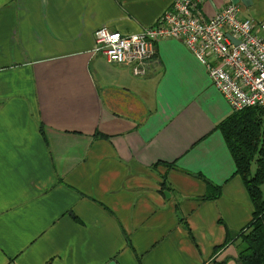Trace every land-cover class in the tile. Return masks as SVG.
<instances>
[{"label":"crops","instance_id":"0c3cea01","mask_svg":"<svg viewBox=\"0 0 264 264\" xmlns=\"http://www.w3.org/2000/svg\"><path fill=\"white\" fill-rule=\"evenodd\" d=\"M173 1L0 0V264H238L253 207L206 68L176 39L144 76L93 52Z\"/></svg>","mask_w":264,"mask_h":264},{"label":"built area","instance_id":"2783aa9c","mask_svg":"<svg viewBox=\"0 0 264 264\" xmlns=\"http://www.w3.org/2000/svg\"><path fill=\"white\" fill-rule=\"evenodd\" d=\"M205 1L174 0L172 10L138 33L98 29L93 52L144 76L155 60L158 41L181 40L206 68L232 112L264 109V18H240V6L225 0L206 19L200 8Z\"/></svg>","mask_w":264,"mask_h":264},{"label":"trees","instance_id":"16d2710c","mask_svg":"<svg viewBox=\"0 0 264 264\" xmlns=\"http://www.w3.org/2000/svg\"><path fill=\"white\" fill-rule=\"evenodd\" d=\"M264 109L233 111L218 122L253 207L252 218L238 233V264H264ZM255 164V170L252 166Z\"/></svg>","mask_w":264,"mask_h":264},{"label":"rangeland","instance_id":"374dc122","mask_svg":"<svg viewBox=\"0 0 264 264\" xmlns=\"http://www.w3.org/2000/svg\"><path fill=\"white\" fill-rule=\"evenodd\" d=\"M262 117H264V116H262ZM252 170H255V164H253V166H252Z\"/></svg>","mask_w":264,"mask_h":264}]
</instances>
